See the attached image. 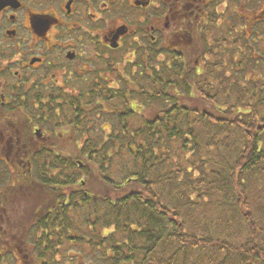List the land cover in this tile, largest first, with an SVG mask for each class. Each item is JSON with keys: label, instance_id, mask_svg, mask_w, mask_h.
Segmentation results:
<instances>
[{"label": "flooded vegetation", "instance_id": "af4514ba", "mask_svg": "<svg viewBox=\"0 0 264 264\" xmlns=\"http://www.w3.org/2000/svg\"><path fill=\"white\" fill-rule=\"evenodd\" d=\"M262 30L264 0H0V264H71L65 247L83 236L70 227L69 183L55 200L46 175L57 170L41 166L55 154L81 160L118 113L138 111L151 60L200 72L214 34L226 46L239 32L235 69L243 44L264 69Z\"/></svg>", "mask_w": 264, "mask_h": 264}, {"label": "trees", "instance_id": "16d2710c", "mask_svg": "<svg viewBox=\"0 0 264 264\" xmlns=\"http://www.w3.org/2000/svg\"><path fill=\"white\" fill-rule=\"evenodd\" d=\"M245 50L236 80L213 73L222 60L200 72L151 60L136 80L138 111L118 113L81 160L42 164L57 170L46 175L55 200L69 183L70 211L90 232L70 242L85 243L92 262L264 264V73Z\"/></svg>", "mask_w": 264, "mask_h": 264}, {"label": "rangeland", "instance_id": "374dc122", "mask_svg": "<svg viewBox=\"0 0 264 264\" xmlns=\"http://www.w3.org/2000/svg\"><path fill=\"white\" fill-rule=\"evenodd\" d=\"M256 29H258V28H256ZM257 31H260V29H258ZM262 31H264V30H262ZM239 35H240L239 32L238 33H231L230 36H229V41H227L225 43L227 45L223 46L224 43H222L220 45L218 44L219 43L218 39H220L221 40L220 42H222V39L219 37V36H222V34H220L219 32H216L214 34L216 42H215V48H214V51H213L214 52V54H213V58L214 59H212L211 61L214 62V63L215 62L218 63V62H220L222 60L221 62L223 63L222 68H221V66L217 67L216 71L213 72L214 74L215 73L219 74L220 71H224V74H225L226 78H229V79L232 78L234 80H236V78L241 76V75L234 76V72H232V68L234 66V63L229 58L230 51L233 52L234 47H236L237 44H238L237 43V39H238ZM255 45H258V44H255ZM243 46H245L246 49H250L248 44H243ZM236 50H234V51H236ZM224 51H227L226 54H223ZM260 69H261V73L260 74L262 75L264 73V69L263 68H260ZM249 76H250V74H248L246 77H249ZM239 80H241V79H239ZM104 131L108 132L107 130H104ZM74 147H75V145L71 146V148H74ZM72 150H74V149H72ZM72 155H73V153H72ZM80 212H82V210ZM78 213L79 212H75L74 215H72V213L70 212V216L71 215L74 216V217H70L71 220L73 219V223H74L72 230L75 231L76 234L82 235L83 237L86 238V234L90 233L89 231H86L87 227L86 226L84 227L83 223H75L77 221V218H76L75 215H77ZM83 221L84 220H82L81 222H83ZM99 229L100 228H98V231H100ZM95 233L96 232H94V234ZM86 246L87 245L85 243L81 244V243H79L77 241H73V242L69 243L68 246L65 247V248H68L67 249L68 250V257H69V259H71L70 260L71 264H96V263H98V260L95 263L92 262L93 260L90 259L92 256L88 255V253H87L88 252V248Z\"/></svg>", "mask_w": 264, "mask_h": 264}]
</instances>
